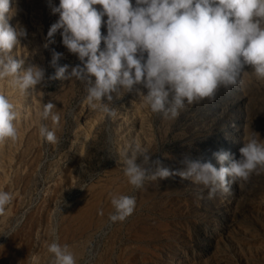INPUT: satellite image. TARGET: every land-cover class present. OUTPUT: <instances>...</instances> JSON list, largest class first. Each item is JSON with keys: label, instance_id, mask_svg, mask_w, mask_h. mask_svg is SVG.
I'll use <instances>...</instances> for the list:
<instances>
[{"label": "rangeland", "instance_id": "374dc122", "mask_svg": "<svg viewBox=\"0 0 264 264\" xmlns=\"http://www.w3.org/2000/svg\"><path fill=\"white\" fill-rule=\"evenodd\" d=\"M0 264H264V0H0Z\"/></svg>", "mask_w": 264, "mask_h": 264}, {"label": "bare ground", "instance_id": "6f19581e", "mask_svg": "<svg viewBox=\"0 0 264 264\" xmlns=\"http://www.w3.org/2000/svg\"><path fill=\"white\" fill-rule=\"evenodd\" d=\"M207 45V44H206ZM206 48H207V46H206Z\"/></svg>", "mask_w": 264, "mask_h": 264}]
</instances>
